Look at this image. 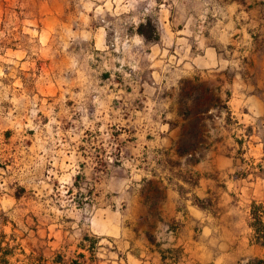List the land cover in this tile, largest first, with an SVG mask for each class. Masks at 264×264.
<instances>
[{
	"label": "rangeland",
	"instance_id": "obj_1",
	"mask_svg": "<svg viewBox=\"0 0 264 264\" xmlns=\"http://www.w3.org/2000/svg\"><path fill=\"white\" fill-rule=\"evenodd\" d=\"M111 1L105 14V0H0V196L17 198L6 220L20 240L56 229L93 253V231L121 213L152 241L161 182L185 176L179 160L198 162L231 121L225 93L199 75L151 85L160 0ZM176 1L205 33L203 3ZM232 1L243 0L218 7ZM143 16L149 40L107 35L98 45L104 26L130 34Z\"/></svg>",
	"mask_w": 264,
	"mask_h": 264
},
{
	"label": "crops",
	"instance_id": "obj_2",
	"mask_svg": "<svg viewBox=\"0 0 264 264\" xmlns=\"http://www.w3.org/2000/svg\"><path fill=\"white\" fill-rule=\"evenodd\" d=\"M176 2H156L157 40L147 47L153 61L150 83L158 86L165 75L172 81L199 75L225 93L231 121L216 130L219 140L198 162L179 160L185 176L161 182L166 199L153 240L135 225L128 227L121 213L118 222L110 214L93 231L100 238L93 253L79 238L56 229L25 230L20 240L6 220L17 198L3 194L0 264H264L263 234L257 239L251 226L253 206L262 207L256 217L264 225V0L232 1L226 7L197 0L205 8L202 34L194 27L197 15L180 13ZM112 3L105 0V14ZM121 14L115 15L122 19ZM147 20L140 17L130 34L108 33L104 26L95 45L107 48V35H135L144 43L137 27ZM170 226L176 227L174 236L166 232Z\"/></svg>",
	"mask_w": 264,
	"mask_h": 264
},
{
	"label": "trees",
	"instance_id": "obj_3",
	"mask_svg": "<svg viewBox=\"0 0 264 264\" xmlns=\"http://www.w3.org/2000/svg\"><path fill=\"white\" fill-rule=\"evenodd\" d=\"M146 27L149 28V21H147L146 24L139 25L137 28V33L140 36H143L146 40H149V38L146 36V29H145ZM261 208H262L261 206H253L254 221L253 223H251V226L255 229V232L257 234L256 237L257 239L260 234H263V238H264V225H262L261 221L256 217V212L259 211V209Z\"/></svg>",
	"mask_w": 264,
	"mask_h": 264
}]
</instances>
